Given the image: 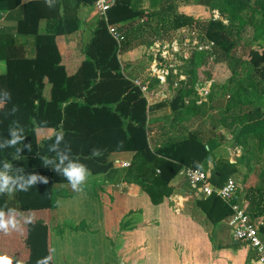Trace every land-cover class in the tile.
Masks as SVG:
<instances>
[{"label": "trees", "instance_id": "16d2710c", "mask_svg": "<svg viewBox=\"0 0 264 264\" xmlns=\"http://www.w3.org/2000/svg\"><path fill=\"white\" fill-rule=\"evenodd\" d=\"M48 1L45 5L43 0H28L22 5L23 16L16 23L15 34L33 36L32 47L26 50L16 46L11 36L0 35V60L5 64V73L0 75V174L10 178L6 188L11 189L14 197L5 204L4 190L0 191V212L5 220L15 217L17 221L15 228L9 225L8 234L0 230V256L9 257L12 264H51L48 226L51 187L70 184L63 174L69 161L84 165L89 177L105 173L115 161L129 156L124 182L137 185L152 205L171 194L167 184L181 168L207 171L214 186L222 185L230 175L242 170L238 163L211 157L209 147L196 132H188L180 140L162 142L152 151L148 149L147 113L164 108L174 112L178 101L173 98L168 104H148L122 75L116 58L121 47H116L106 29V25L129 24L138 19L143 13L135 5L138 0L109 3L104 17L96 21L82 46L83 59L70 77L60 65L55 45V38L70 29L61 21L55 0ZM159 1L148 0V6L155 8ZM0 2L6 9L20 4V0ZM75 3L91 6L93 0ZM248 6L249 0H213L209 9L233 18ZM188 19L176 18L175 28L186 24ZM40 21L44 22L42 34L38 33ZM192 55L202 57L203 53ZM248 63L255 70L261 65L264 77V52L250 51ZM255 115L249 114V118ZM238 119L242 123L245 116L235 120ZM218 121L228 128L234 120ZM34 129H49L52 134L36 142ZM241 131L264 134V119L246 125ZM57 135L63 137L59 144ZM93 150L99 155H93ZM61 154L68 157L63 164ZM32 177L36 180L29 183ZM263 189L260 186L247 189L243 198L238 196L249 218L254 221L261 217L264 223ZM14 202L16 208L11 206ZM195 204L211 225L230 214L213 196L198 197ZM71 228L78 229L77 225Z\"/></svg>", "mask_w": 264, "mask_h": 264}, {"label": "rangeland", "instance_id": "374dc122", "mask_svg": "<svg viewBox=\"0 0 264 264\" xmlns=\"http://www.w3.org/2000/svg\"><path fill=\"white\" fill-rule=\"evenodd\" d=\"M212 1L161 0L157 7L150 8L148 0H138L135 5L143 10L138 19L114 25L123 35L116 58L124 78L132 81L136 78L146 84L148 104H168L173 98L178 101L174 112L166 108L168 122L147 128L148 132H153L152 141L154 137L161 142L180 140L188 132L198 133L209 147L211 157L242 166L240 172L228 178L234 180L243 198L245 190L264 187V134L241 131L246 125L264 119L263 70L261 65L255 70L248 63L250 51L264 52V0H249V6L233 18L210 10ZM90 7L95 25L100 16L92 5ZM186 17L189 18L186 24L183 22V26L175 28V19ZM193 53H203V56L193 57ZM148 70L153 72L149 75ZM164 71L167 76L161 83L159 77ZM252 113L256 115L251 119L249 114ZM239 116H245L242 123L241 119L235 120ZM219 119L234 121L225 128ZM51 134L50 130L35 129L34 140L38 142ZM262 220L261 217L254 219L256 223ZM72 224L73 221H65L62 226L71 228ZM49 226L53 232L56 226L61 229V224L52 220ZM82 226L79 223L78 229L71 233L73 240L61 239L68 246L70 242L77 254H68L66 248L67 253L55 256L56 264L87 263H84L85 256L77 252L82 249V235L90 236L88 231L82 233ZM109 234L116 246L114 233ZM90 242L96 248V255L90 259L95 264H104V257L98 251V236ZM116 258L121 260L108 255L105 264L114 263Z\"/></svg>", "mask_w": 264, "mask_h": 264}, {"label": "crops", "instance_id": "0c3cea01", "mask_svg": "<svg viewBox=\"0 0 264 264\" xmlns=\"http://www.w3.org/2000/svg\"><path fill=\"white\" fill-rule=\"evenodd\" d=\"M27 1L20 0V4L13 9H6L5 4L0 2V35L11 36L16 46L26 50L32 47L34 37L15 34V26L23 16L22 5ZM43 1L45 5L49 4L48 0ZM55 2L61 21L70 29V32L65 30L55 38L60 65L66 76L70 77L83 59L81 48L95 26V17L90 15L91 7L86 4L75 3V0ZM43 32L44 22L40 21L38 33ZM4 73L5 64L0 60V75ZM167 111L164 108L147 113L146 128L168 122L170 117L166 115ZM148 131L147 147L152 151V147H158L162 142L155 137L152 141L153 132ZM121 163L130 164V157L115 161L103 174L86 177L76 189L71 184L52 185L49 223L52 220L61 224V229L56 226L53 232L48 223L51 264H56V255L67 253L66 248L68 254H77L73 252L70 242V246L61 242V239L73 240L71 233L75 231L64 228L62 224L65 221H73L72 226L82 223V233L84 230L90 232L88 237L82 235V249L77 250L85 256V264L94 263L90 257L96 255V248L90 241L97 236L98 251L104 257V264L108 255L121 258H116L112 264H249L250 251L232 239L225 225L227 217L214 225L205 219L195 204L198 198L179 174L182 168L167 184L172 189L171 194L152 205L137 185L124 182L128 167H121ZM4 193L5 204L11 203L14 198L11 189L5 187ZM11 206H15V202ZM112 232L116 246L113 240L110 241L109 233ZM93 233L95 236H92ZM103 247L106 248L104 252Z\"/></svg>", "mask_w": 264, "mask_h": 264}, {"label": "built area", "instance_id": "2783aa9c", "mask_svg": "<svg viewBox=\"0 0 264 264\" xmlns=\"http://www.w3.org/2000/svg\"><path fill=\"white\" fill-rule=\"evenodd\" d=\"M110 0H93V8L99 16H104ZM107 33L115 41L116 47H120L122 34L112 25H106ZM119 49V48H118ZM154 70L156 68L153 65ZM149 75L152 71L148 70ZM160 82L164 83L167 71H164ZM152 77V76H151ZM138 89L141 96L147 101V86L142 80H129ZM128 163H121V167H128ZM186 180L189 189L195 197L218 198L230 211L225 225L229 229L232 239L239 244L245 245L250 251L249 264H264V223H256L251 220L245 211V205L239 200V188L233 179L227 178L222 185L214 186L209 182L208 172L199 169L182 168L179 172Z\"/></svg>", "mask_w": 264, "mask_h": 264}, {"label": "clouds", "instance_id": "9594fccd", "mask_svg": "<svg viewBox=\"0 0 264 264\" xmlns=\"http://www.w3.org/2000/svg\"><path fill=\"white\" fill-rule=\"evenodd\" d=\"M62 139H63L62 135H57L56 144H59ZM12 143H15V140H13ZM53 150H55V146H53ZM93 155H99V153L96 150H93ZM65 160H68V157L61 154L60 155L61 164H63ZM45 163H48V161H45ZM57 170H59V168ZM63 174L69 180L71 187L73 189H76L78 185L82 184L85 181L86 176L89 175L84 165L79 163H74L71 161H69L67 166L63 168ZM0 180L3 181V183L0 184V191H3L4 188L9 184L10 178L4 176L3 174H0ZM35 180L36 177H32L29 183H34ZM45 183H47V181H45ZM21 187L23 188V186ZM10 224L12 225L13 228L16 227L17 221L15 217L9 220H5L4 213L0 212V230H2L4 234L9 233ZM0 264H12V261L7 256H0Z\"/></svg>", "mask_w": 264, "mask_h": 264}]
</instances>
